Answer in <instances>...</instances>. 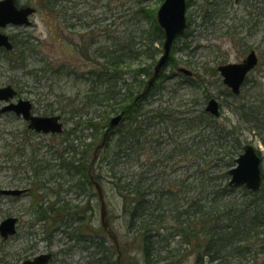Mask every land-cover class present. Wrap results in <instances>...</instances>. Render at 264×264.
I'll list each match as a JSON object with an SVG mask.
<instances>
[{"label":"rangeland","instance_id":"rangeland-1","mask_svg":"<svg viewBox=\"0 0 264 264\" xmlns=\"http://www.w3.org/2000/svg\"><path fill=\"white\" fill-rule=\"evenodd\" d=\"M18 1L36 7L31 16V23L24 26H8L5 31L9 34L15 33L19 37L28 34L36 47L32 51L24 52L27 66L22 69L10 68L6 58L8 56L0 52V85L13 84L18 89V96L32 101L33 110L37 114L43 115L48 103H51L52 107H60L49 114H60L64 127L57 135L35 132L27 127L21 117L0 112V189H24L18 195H0V221L6 216L19 218L14 235L7 239L0 236V264H20L22 260L44 252L52 253L47 264H103L96 260L98 254L95 253L92 243L87 244L83 238L78 240L68 233L75 225L83 222L85 225L82 226L81 232L86 235L80 236L90 238L89 233L92 234L94 229L101 225L100 202L96 189L93 187L77 193L75 186L71 185L74 180H69L64 172L60 175L56 164L55 149H61L64 137L72 136L66 131L75 125L69 110H79L81 95L87 92L91 84L85 74L88 69L100 66L99 56H94V59L81 57L75 52V45L86 46L93 40V47L113 49L119 46L142 52L145 30L151 25L146 9H155L156 18V10L162 0H57L62 9L55 8L51 13L44 0ZM209 1L211 0H188L185 11L188 23L186 35L183 34L175 40L170 52L171 58L156 81L155 89L141 103L143 110L160 103L171 106L175 108L174 112H178L176 115L180 116L172 119L174 123L158 124L161 126L158 185L186 176L187 181L192 180L196 164L204 159L216 160L222 156L220 148H212L205 155L196 152L193 156H188L191 161L189 167L186 160L179 161L176 156L163 158L174 137L177 140H187L188 143L192 141L196 129L186 128V117H183L187 115L190 107L193 108V99H204V103H197L196 110L205 105L207 97L205 98L204 92L208 96L215 95L221 104V113L213 121L218 125L230 126L235 123L242 126L240 133L243 143L250 142L257 148L262 158L261 167L264 174V0H213L219 2L214 10L210 9ZM207 10L216 13L214 19L203 20V14H206ZM156 45L158 50L153 60L147 54L138 55L128 67L123 68V77L128 84H137L136 80L142 79V85L147 79L148 76L139 74L138 70L148 63L153 66L162 51V44ZM251 49L255 50L258 57L257 64L248 73L239 94L226 93L217 65L241 61ZM43 58L47 60L46 64L41 62ZM179 67L189 69L191 77L179 72ZM69 68H74V73L69 74ZM212 68H215L214 71ZM199 78L211 82L202 92V88L198 87ZM193 80L198 81L195 82L198 85L191 86L190 82ZM59 93L58 97L56 94ZM67 96L74 98L72 107L66 104L70 100ZM242 103H245V106L251 105V109L259 116L256 127L250 126L249 122L242 123L239 111ZM165 128L168 133L164 131ZM178 129L181 130L180 133H177ZM82 133L86 134V141L93 139L96 145L101 143V132L94 135L90 129H84ZM170 134L173 137L169 136ZM137 161L127 163L129 171L138 169ZM99 163L100 161L95 162L94 172H97ZM218 181L219 179H216V182ZM107 187L108 189L103 186L107 226L116 233V238L126 241L120 198L112 195L108 185ZM194 189L196 187H190V195L194 193ZM241 193V190L237 189L229 195L230 198L224 200L239 201ZM34 196L43 204L63 199L71 208L75 204L86 207L90 204L92 208L85 211L78 208L80 212L69 208L71 210L67 212L64 220L53 223L49 219L51 217L46 219L37 216ZM111 235L114 234L111 232ZM110 240L108 237L107 242L110 243ZM126 255L127 260L134 255L139 258L138 262L143 264L137 250L130 249ZM259 259L258 256L255 261L258 262ZM206 262L207 257H204V263ZM176 264H194V253L183 256Z\"/></svg>","mask_w":264,"mask_h":264},{"label":"trees","instance_id":"trees-1","mask_svg":"<svg viewBox=\"0 0 264 264\" xmlns=\"http://www.w3.org/2000/svg\"><path fill=\"white\" fill-rule=\"evenodd\" d=\"M211 1L208 4L214 10L219 2ZM44 4L50 13L55 8L62 9L57 0H44ZM146 12L151 25L145 30L142 52L119 46L113 49L93 47V40L86 46L75 45V52L81 57L94 59V56H99L100 66L87 70L85 77L91 84L87 92L81 95L79 110H69L75 125L66 132L72 136L64 137L61 149H55L60 175L64 172L69 180H74L71 185L75 186L77 193L95 187L94 183L97 181L102 190L103 186L108 189V185L112 195L120 198L127 240L116 238V233L111 228H104L102 225L96 227L92 234L89 233L90 238L81 237V234L86 235L81 232L85 225L83 222L74 226L70 231L73 233H68L78 240L83 238L87 244L92 243L98 254L96 260L103 264H140L139 258L134 255L128 260L125 258L130 249L138 251L143 264H176L183 256L191 253H194V264H205L204 257H207L206 264H264V182L256 191L228 184L227 169L234 164V158L243 144L241 125H218L213 121L215 117L204 106L195 109L197 103L204 99H193V108L190 107L183 118L186 117L185 127L196 129V134L189 143L174 137L163 158L176 156L179 161L186 160L189 167L190 154L193 156L197 152L205 155L212 148H220L222 156L216 160L204 159L196 164L192 180L187 181L186 176L158 185V146L161 143V126L158 124L174 123L172 119L180 116L176 115L178 112H174V107L161 103L143 110L141 101L147 95L133 104L136 93L134 89L140 87L142 79H137V84H128L123 77V68L128 67L138 55L147 54L153 60L158 50L156 44L163 40V31L154 15L155 9H146ZM215 14L207 10L203 14V20H212ZM11 40L12 49L0 48V52L8 56L6 58L10 68H25L27 62L24 52L32 51L36 44L28 34L19 37L12 33ZM41 62L46 64L47 60L43 58ZM138 72L147 76L152 74V63L140 67ZM68 73H74V68H69ZM198 81L201 92L211 84L209 80L199 78ZM198 81L193 80L190 85L196 86L198 84L195 82ZM152 87L151 91L155 89V85ZM204 93L205 98L208 97ZM56 95L59 97L60 93ZM67 97L70 100L66 104L72 107L74 98ZM239 107L242 123L249 122L250 126L256 127L259 116L251 109L252 106L242 103ZM58 108L60 107H52L48 103L43 113L49 114ZM122 110V121L109 132L103 147L96 151L95 141H86V134L82 131L90 129L94 135L100 132L102 135L111 114ZM210 122L215 124L209 125ZM164 131L168 133L166 128ZM180 131L178 129L177 133ZM169 136L173 137L172 134ZM96 161L100 163L97 172H94ZM132 161H137L139 167L129 171L127 163ZM216 179L219 181L216 182ZM191 183L196 189L190 195ZM237 189L242 192L241 200H224ZM104 194L103 190V196ZM96 196L98 198L97 191ZM34 200L37 216L46 219L51 217L49 219L53 223L64 220L71 209L80 212L78 208L82 211L92 208L87 203V207L75 204L71 208L63 199L52 200L50 204H43L37 198ZM108 237L111 239L110 243L107 242ZM258 256L260 259L256 262L255 258Z\"/></svg>","mask_w":264,"mask_h":264},{"label":"water","instance_id":"water-1","mask_svg":"<svg viewBox=\"0 0 264 264\" xmlns=\"http://www.w3.org/2000/svg\"><path fill=\"white\" fill-rule=\"evenodd\" d=\"M185 0H163L156 12V19L164 32L162 44V53L156 60L153 73L148 78L146 87L137 95L136 98L143 96L151 87L157 76L165 67L174 39L182 34L187 26ZM35 12L32 5L18 6L15 0H0V47L5 49L12 48V42L8 33L2 31L7 25H28L31 23L30 16ZM257 63V55L254 49H251L241 62H227L220 64L218 70L221 73L222 81L231 88L235 94L239 93L240 87L246 77L247 72ZM179 71L189 74L190 70L180 67ZM17 94L16 89L11 85L0 86V100H9ZM32 103L30 99L18 98L16 102L5 104L0 110H13L16 114L28 121V128L37 132L59 133L63 129V123L59 114L38 115L31 112ZM205 109L211 114L218 116V101L211 97L205 106ZM123 111L112 116L104 132L102 141L96 147V151L105 142L109 131L113 129L121 120ZM261 157L257 153L253 144L247 142L242 146V151L235 158V164L232 165L227 173L229 175L228 184L233 186L243 185L247 189L257 190L262 184V170L260 166ZM95 186L100 199L99 218L102 226L107 228L108 220L106 217L107 209L103 200L102 187L99 182L95 181ZM23 189H1L0 193L18 195ZM16 216H7L0 221V235L7 238L16 232ZM51 257V253H40L33 258L24 259L21 264H46Z\"/></svg>","mask_w":264,"mask_h":264},{"label":"flooded vegetation","instance_id":"flooded-vegetation-1","mask_svg":"<svg viewBox=\"0 0 264 264\" xmlns=\"http://www.w3.org/2000/svg\"><path fill=\"white\" fill-rule=\"evenodd\" d=\"M242 61V60H241ZM145 82V81H144ZM136 92V90L134 89V93ZM225 92L226 93H228V92H230V89L227 87V86H225ZM137 93H135L134 94V96L133 97H135V95H136ZM213 96H215V95H213ZM216 97V96H215ZM217 98V97H216ZM139 101H141V99H138V100H136V101H133V104H137ZM8 114L10 113L9 111L7 112Z\"/></svg>","mask_w":264,"mask_h":264}]
</instances>
